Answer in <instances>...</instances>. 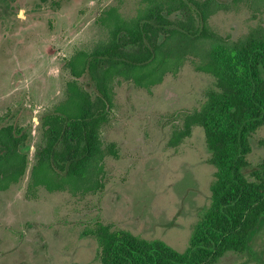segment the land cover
Here are the masks:
<instances>
[{"label":"rangeland","instance_id":"obj_1","mask_svg":"<svg viewBox=\"0 0 264 264\" xmlns=\"http://www.w3.org/2000/svg\"><path fill=\"white\" fill-rule=\"evenodd\" d=\"M211 29L226 42L264 28V0H209ZM142 0H0V128L31 131L25 178L0 191V264H101L99 245L85 236L101 223L147 240H162L179 252L211 204L215 167L209 164L202 128L178 146L173 133L183 115L199 110L215 78L195 68L190 57L150 90L116 80L110 121L101 130L118 158H105V188L88 195L39 188L27 198L38 122L65 98L70 79L64 62L110 41L108 12L136 16ZM213 46L207 43L206 49ZM249 162L264 161V126L251 138ZM219 264H264V224L250 250L228 254Z\"/></svg>","mask_w":264,"mask_h":264},{"label":"trees","instance_id":"obj_2","mask_svg":"<svg viewBox=\"0 0 264 264\" xmlns=\"http://www.w3.org/2000/svg\"><path fill=\"white\" fill-rule=\"evenodd\" d=\"M208 1L142 0L145 5L129 19L111 9L110 41L64 62L70 76L65 98L39 119L27 198H35L39 188L93 194L105 188V158H118L116 144L105 146L101 138L114 107L116 80L150 90L199 56L196 70L216 80L202 107L183 115V127L171 139L178 146L194 127L202 128L209 164L216 169L211 204L188 247L179 252L162 240L98 223L84 235L97 240L101 264H219L228 254L248 252L264 224V161L254 166L248 160L251 138L264 126V28L226 42L210 27ZM30 139L25 127L0 128V191L25 178Z\"/></svg>","mask_w":264,"mask_h":264}]
</instances>
